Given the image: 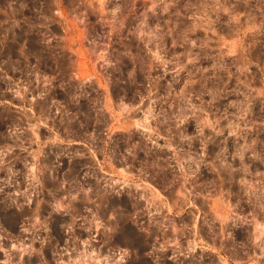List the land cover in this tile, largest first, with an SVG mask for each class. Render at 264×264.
I'll return each mask as SVG.
<instances>
[{"label": "rangeland", "instance_id": "rangeland-1", "mask_svg": "<svg viewBox=\"0 0 264 264\" xmlns=\"http://www.w3.org/2000/svg\"><path fill=\"white\" fill-rule=\"evenodd\" d=\"M0 264H264V0H0Z\"/></svg>", "mask_w": 264, "mask_h": 264}]
</instances>
